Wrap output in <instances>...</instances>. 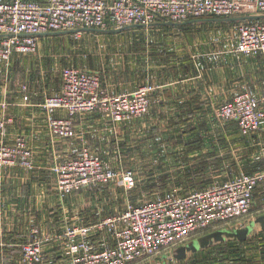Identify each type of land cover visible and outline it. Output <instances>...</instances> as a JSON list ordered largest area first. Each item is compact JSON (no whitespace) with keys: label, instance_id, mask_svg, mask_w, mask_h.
Wrapping results in <instances>:
<instances>
[{"label":"crops","instance_id":"1","mask_svg":"<svg viewBox=\"0 0 264 264\" xmlns=\"http://www.w3.org/2000/svg\"><path fill=\"white\" fill-rule=\"evenodd\" d=\"M186 24L189 23L184 22ZM80 32V37H75L80 43L71 41L69 52L72 54L79 49L100 55L101 64L97 62L91 67L83 59L74 62L71 56L61 66L56 57L51 56L50 70L40 73L32 65L20 62V54L15 53L7 63L0 61V119L7 120L3 141L12 143L22 137L31 152V169L18 166L0 169V264H21L17 253L29 240L33 229L38 237L49 238L42 249L50 258L62 251L61 243L54 237L61 235L67 225H90L97 218L113 213L115 207L105 209L102 190L105 185L70 194L59 193L52 170L56 164L73 159L86 149L99 155L106 167L149 169L158 175L168 171L166 184L183 185L185 171L199 169L205 159L210 163L206 155L213 154L215 158L217 149L221 148V139L225 136L218 130L220 121L216 111L241 93L255 97L264 95V55L238 53L235 37H224V40L204 37L192 44L197 47L195 51H185L182 55H179L182 46L186 48L188 44L180 46L167 37L165 41H154L151 49L144 47L146 54L141 53L139 61L134 60L132 65L120 56L113 65L112 58L107 57L118 45L112 41H116L113 38L119 33L87 29ZM84 34L90 37H81ZM63 35L41 34L38 46L47 47L45 41L57 40ZM139 41L134 39L135 45ZM122 53L126 55L123 48ZM144 55H150L151 61L143 59ZM62 67L99 75L101 87L108 95L130 94L142 85H152L148 112L125 123H114L99 111L78 114L72 120L75 133L72 138L53 137L48 128L49 118L64 119L67 114L57 110L49 117L41 103L45 97L60 92ZM261 132L264 133V121L254 133L257 137L260 134V141ZM257 137L251 142H258ZM110 155L116 163L109 161ZM200 155L204 160L199 159V162L195 159ZM220 168V164H212L203 169ZM96 203L100 204L96 206ZM92 239L97 248H100L99 242L105 245V240L107 246H112L101 233L93 235Z\"/></svg>","mask_w":264,"mask_h":264},{"label":"built area","instance_id":"2","mask_svg":"<svg viewBox=\"0 0 264 264\" xmlns=\"http://www.w3.org/2000/svg\"><path fill=\"white\" fill-rule=\"evenodd\" d=\"M264 15V0H45L30 2L0 1V61L8 62L16 53L37 52L41 34L84 29H120L129 26L148 28L152 24H181L190 19L233 18ZM236 51L264 55V20L240 23L234 27ZM61 90L45 97L42 109L49 115L65 111L67 118H49L53 137L74 136L73 118L99 111L114 123L142 117L149 109L152 85H142L130 94L108 95L100 77L92 72L65 67L60 71ZM25 100L27 98L25 97ZM216 117L234 122L241 135L257 132L264 121V97L241 93L222 105ZM7 120L0 119V168L18 166L31 169V152L22 137L3 141ZM56 190L64 194L89 187L119 182L128 188L134 179L131 170L106 167L97 154L86 149L75 158L53 167ZM258 187L264 193V171L241 175L230 181L184 195L156 194L152 200L131 206L109 218H97L90 225H71L55 236L62 251L47 258L36 229L21 245V264H133L185 241L199 230L238 220L246 216ZM104 233L112 246L93 243L92 236ZM105 238V236H104ZM103 243V242H102Z\"/></svg>","mask_w":264,"mask_h":264},{"label":"rangeland","instance_id":"3","mask_svg":"<svg viewBox=\"0 0 264 264\" xmlns=\"http://www.w3.org/2000/svg\"><path fill=\"white\" fill-rule=\"evenodd\" d=\"M235 18H241V16L233 17V19ZM231 19L232 18L190 19L185 22L189 23L186 24V29L182 30L180 28L175 29V27L172 26H168L169 29L162 32H159L157 29L151 30L148 28L123 30L117 32L119 33L117 37L114 36L116 38H113V40L116 39V41L112 42H116L115 44L118 45L107 59L110 60L112 58L113 65H115L120 56L128 60L129 65H132L134 60L139 61L138 57H140L141 53L146 54L144 47L151 49V45L154 41L155 43L163 39L165 41L167 37L176 41L180 46L186 45V43L188 44L186 48L183 46L182 49L180 48L183 51L180 52L179 55H182L185 51L186 53L188 51H195L197 47H193L192 44L204 40V37H213L212 39L214 40H224V37L234 36V27L236 25L250 22L248 20ZM72 35L73 34H64L57 40L48 39L44 44L47 45V47L38 46L36 53L22 55L19 61L32 65L31 67L37 70V72L40 71V73H45L50 70L51 65H49V61L52 58L51 56H55V59L61 63V66H64L65 60L71 56L74 62L78 61L79 63L80 59H83L87 64L91 65V67L97 65V62L101 64L103 60L100 55H94L79 49L76 52L72 51L71 54L69 52L71 41L75 44L79 42ZM81 37L90 36L84 34L81 35ZM134 39L140 41L136 42L135 45ZM52 45L53 48H49V46L52 47ZM122 48L126 55H123ZM43 55L46 56V58H43ZM143 59L151 61V56L144 55ZM90 70L93 69L90 68ZM1 81H3V84L6 83L4 78H2ZM260 97H264V95ZM236 128L235 124L231 122L220 121L218 123V130H222V135L225 136L226 144L224 143L225 139L222 138L221 142L223 143L221 144V148L217 149L218 156L216 154L215 158H213L214 155L210 154L206 155V157L211 166L212 164L216 166L220 164L221 168L220 170L195 169L198 173L196 175L197 178L193 179V182H184L185 184L183 185H167L166 190H159L158 186H154V183H156L154 179H158L161 175H167L166 173L168 171H162V173L158 175L153 174V170L149 169L144 171L126 169L125 167L114 169L115 171L131 170L134 174V179L128 188L122 187L119 182H114L106 184L105 188L102 189L105 193V209L108 207H115L113 213L111 215H105V218L123 212L128 207L142 205L152 200L156 194L166 192L184 195L191 191L204 190L200 188L201 186L198 184L199 181H205L203 184L208 187L219 185L238 176L245 175V162L247 161H244V159L246 157L251 159L253 164L261 163L264 166V133L261 132L263 138L262 141H260V134H258V137L255 135L257 132H254L255 134L252 133L243 136L240 134L238 128ZM229 132L231 133L230 136ZM254 136L257 137L258 142H251ZM199 159L204 160L202 155L195 160L200 162ZM109 161H111V163L117 162L115 158H111V155L109 156ZM109 161L106 162V164H109ZM205 161L208 163L207 159H205ZM262 171H264V169ZM151 172L152 174H150ZM185 172L184 175L186 176L192 171L188 170ZM151 181L154 182L151 183ZM96 191L99 193V189H96ZM99 204L100 203H96V206ZM92 205H94L93 202ZM101 234L105 236L104 233ZM193 235L194 234L185 241L159 252L153 257H148L133 264H231L234 257L229 256L226 251L233 243H245L241 245L242 248L246 247L242 255L245 261H236V264H247L249 262L251 264H264V238H262L264 237V197L260 193L256 195L253 199L250 212L243 218L216 225L197 235Z\"/></svg>","mask_w":264,"mask_h":264},{"label":"trees","instance_id":"4","mask_svg":"<svg viewBox=\"0 0 264 264\" xmlns=\"http://www.w3.org/2000/svg\"><path fill=\"white\" fill-rule=\"evenodd\" d=\"M208 18H216V17H208ZM201 19H205V18H201ZM191 20H196V19H191ZM243 21H245V20H243ZM247 21V20H246ZM185 26H187V25H180V26H178V27H175V29H186V27ZM167 28V29H166ZM139 29H142V28H139ZM149 29H151V30H159V32L161 31H166V30H168L169 29V27L168 26H166V25H157V26H155V27H150ZM244 161H247V162H245V164H246V167H245V169H246V171H245V175H254V174H257V173H260L263 169H264V166L261 164V163H258V164H253L252 162H251V159H249V158H245L244 159ZM208 167V166H211V164L210 163H204L202 166L200 165V169H202V168H205V167ZM188 171V170H187ZM190 171H192V172H190V173H188L186 176H185V180H186V183L187 182H193V179H196L197 177H196V175H197V173H198V171H195V169L193 170V169H191ZM186 173V172H185ZM184 173V174H185ZM150 174H152V172L150 173ZM153 174H155V172H153ZM166 177H167V175H161V177H159L158 179H155L154 181H156V183H154V186L156 187V186H158V189L159 190H163V189H167L166 187H167V185L168 184H166ZM153 181V182H154ZM152 181H151V183H153ZM205 181H199L198 182V184H200V188L201 189H207V188H209V187H211V186H208V187H206V185L205 184H203ZM150 183V184H151ZM150 184H149V187H150ZM203 185V186H202ZM151 187H152V185H151ZM153 188V187H152ZM151 188V189H152ZM142 189V188H141ZM164 193H166V192H163V193H161V194H164ZM260 193L263 197H264V193H263V191H262V188L261 187H258L257 188V190L255 191V193H254V196H253V199H254V197L256 196V195H258V194ZM252 205H253V201H252ZM251 208H252V206H251ZM218 225H221V224H218ZM216 226V225H215ZM204 230H206V229H204ZM204 230H199V231H197V232H195L194 233V235H197V234H199L200 232H202V231H204ZM193 235V236H194ZM262 238H264V237H262ZM242 245L243 244H245V243H241ZM240 243H233V244H231V246H229L228 248H227V251H226V253L229 255V256H231V257H234V259H232V263L231 264H236L235 262L236 261H245V258L243 259V252L245 251V248H242V245H241ZM17 256L18 257H20V251H18V253H17ZM243 261V262H244ZM247 264H251L250 262L249 263H247Z\"/></svg>","mask_w":264,"mask_h":264},{"label":"water","instance_id":"5","mask_svg":"<svg viewBox=\"0 0 264 264\" xmlns=\"http://www.w3.org/2000/svg\"><path fill=\"white\" fill-rule=\"evenodd\" d=\"M248 20V21H259V20H264V15H256V16H247V17H241V18H235V19H231V20ZM184 23L181 24H176V23H159V24H152L149 27H155L157 25H166V26H172V27H178L180 25H183ZM133 28H144L143 26H129V27H124V28H120V29H114V30H94V29H87V30H91V31H97V32H105V33H117V32H121L123 30H129V29H133ZM86 30V29H84ZM75 31H67V32H57V33H64V34H73ZM51 34H56V33H51Z\"/></svg>","mask_w":264,"mask_h":264}]
</instances>
